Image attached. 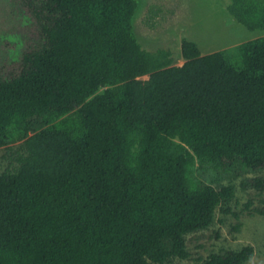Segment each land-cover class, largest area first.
I'll list each match as a JSON object with an SVG mask.
<instances>
[{"label": "trees", "instance_id": "1", "mask_svg": "<svg viewBox=\"0 0 264 264\" xmlns=\"http://www.w3.org/2000/svg\"><path fill=\"white\" fill-rule=\"evenodd\" d=\"M12 1L34 37L0 64V148L21 142L18 167L0 174V264L188 259L185 235L234 196L194 181L196 161L264 168V37L237 57L183 39L175 66L169 50L138 43L136 0ZM227 10L264 30L258 0ZM243 186L264 191V179Z\"/></svg>", "mask_w": 264, "mask_h": 264}, {"label": "rangeland", "instance_id": "2", "mask_svg": "<svg viewBox=\"0 0 264 264\" xmlns=\"http://www.w3.org/2000/svg\"><path fill=\"white\" fill-rule=\"evenodd\" d=\"M136 1L133 32L138 43L151 52L169 50L175 66L184 63L180 51L183 39L194 42L202 55L225 51L237 57L240 44L264 37V30H248L229 14L231 0ZM258 1L264 4V0ZM33 37L31 25L21 18L13 1L0 0V64L18 57ZM20 144L0 148V174L18 167ZM191 177L216 190L232 186L234 196L215 210L207 225L185 235L188 259L174 258L169 264H196L213 254L238 252L244 247L253 248L251 259L244 264H264V216L255 213L264 205V191L243 186L250 179H264V168L252 171L235 165L220 170L196 161Z\"/></svg>", "mask_w": 264, "mask_h": 264}]
</instances>
